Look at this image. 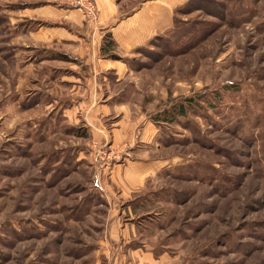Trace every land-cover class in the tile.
<instances>
[{"label":"rangeland","instance_id":"obj_1","mask_svg":"<svg viewBox=\"0 0 264 264\" xmlns=\"http://www.w3.org/2000/svg\"><path fill=\"white\" fill-rule=\"evenodd\" d=\"M93 4L76 7L93 21ZM17 6L0 0V264H264V0H185L132 53L106 34L102 57L128 74L99 118L111 132L144 115L158 162L128 198L112 171L144 128L103 145L67 119L68 85L49 79L74 70L43 62L71 59L13 44Z\"/></svg>","mask_w":264,"mask_h":264},{"label":"crops","instance_id":"obj_2","mask_svg":"<svg viewBox=\"0 0 264 264\" xmlns=\"http://www.w3.org/2000/svg\"><path fill=\"white\" fill-rule=\"evenodd\" d=\"M8 1L18 5L9 13L12 30H19L13 44L48 49V52L63 54L71 59V62L45 60L42 64L47 70L53 65H46V62L58 63L63 69L69 64V68L74 70L72 75L62 74L49 79L51 83L61 81L68 85V97L60 98V107L67 119L80 122L78 118L81 116L82 121L87 122L91 128V140L103 145L133 144L137 128H144L140 144L135 152H130L131 156H138L140 160L138 158L129 164L117 165L112 171L114 188L119 189L122 196L130 197V192L139 190L145 180L155 174L158 162L154 157V147L151 149L148 146L154 135L147 134L153 129L144 115H136L134 118L126 115L123 123L113 126L111 132L102 124L99 118L101 115L105 117L120 111L118 106L109 109L106 104L99 103L101 96L113 94V84L107 81H112L114 75L119 80L122 74H128L119 61L102 57L104 38L106 34H111L124 54L143 48L150 40L174 27V9L185 0H147L130 8L124 6L128 0H94L97 17L93 21L86 18L83 9L76 7L78 0ZM20 5L25 7L20 8ZM37 23L39 26L34 28ZM20 28L24 32H20ZM45 78L48 79L47 76Z\"/></svg>","mask_w":264,"mask_h":264},{"label":"built area","instance_id":"obj_3","mask_svg":"<svg viewBox=\"0 0 264 264\" xmlns=\"http://www.w3.org/2000/svg\"><path fill=\"white\" fill-rule=\"evenodd\" d=\"M80 6H82L85 10H87L89 15H93L95 12V6L93 4V0H78L77 1Z\"/></svg>","mask_w":264,"mask_h":264},{"label":"trees","instance_id":"obj_4","mask_svg":"<svg viewBox=\"0 0 264 264\" xmlns=\"http://www.w3.org/2000/svg\"><path fill=\"white\" fill-rule=\"evenodd\" d=\"M108 52H109V50H108Z\"/></svg>","mask_w":264,"mask_h":264}]
</instances>
